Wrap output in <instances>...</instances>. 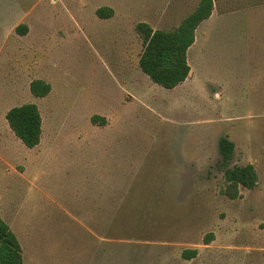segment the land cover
I'll return each mask as SVG.
<instances>
[{"label": "rangeland", "instance_id": "obj_1", "mask_svg": "<svg viewBox=\"0 0 264 264\" xmlns=\"http://www.w3.org/2000/svg\"><path fill=\"white\" fill-rule=\"evenodd\" d=\"M199 1L0 0V217L23 264H264V0L214 3L178 87L138 66L135 26L171 31ZM24 104L41 116L34 149L5 120ZM221 138L229 166L257 174L236 200Z\"/></svg>", "mask_w": 264, "mask_h": 264}, {"label": "trees", "instance_id": "obj_2", "mask_svg": "<svg viewBox=\"0 0 264 264\" xmlns=\"http://www.w3.org/2000/svg\"><path fill=\"white\" fill-rule=\"evenodd\" d=\"M216 1L200 0L195 9L171 31L153 30L146 23H138L135 26L136 33L142 42L138 66L151 82L171 90L187 79L190 73L187 51L195 42V32L198 26L211 16ZM96 15L103 19L110 18L113 11L110 8L102 7L96 11ZM16 31L25 34L27 28L21 25L17 27ZM50 91V84L42 80H33L30 83V92L35 98H43ZM5 120L9 129L26 148L34 149L39 145L42 121L35 104H24L11 108L6 113ZM98 120L97 117L91 118L92 123H98ZM233 149L234 144L227 138L219 140L218 152L225 182L223 194L229 200L240 198V189L252 190L257 183V174L251 164L229 166ZM212 237V235L206 236L205 243H210ZM197 253L196 249L184 250L181 256L184 260H191L197 256ZM0 264H23L21 245L16 235L1 217Z\"/></svg>", "mask_w": 264, "mask_h": 264}, {"label": "crops", "instance_id": "obj_3", "mask_svg": "<svg viewBox=\"0 0 264 264\" xmlns=\"http://www.w3.org/2000/svg\"><path fill=\"white\" fill-rule=\"evenodd\" d=\"M193 44H194V43H193ZM189 74H190V73H189ZM187 78H188V77H187ZM186 80H187V79H186ZM186 80H185V81H186ZM185 81H184V82H185ZM184 82H183V83H184ZM183 83H182V84H183ZM177 87H178V86H177Z\"/></svg>", "mask_w": 264, "mask_h": 264}]
</instances>
